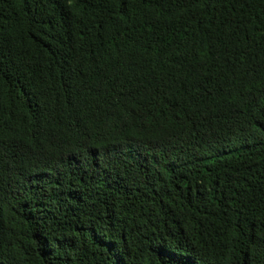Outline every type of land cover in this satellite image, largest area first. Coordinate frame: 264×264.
I'll list each match as a JSON object with an SVG mask.
<instances>
[{
  "label": "trees",
  "instance_id": "trees-1",
  "mask_svg": "<svg viewBox=\"0 0 264 264\" xmlns=\"http://www.w3.org/2000/svg\"><path fill=\"white\" fill-rule=\"evenodd\" d=\"M0 264H264V0H0Z\"/></svg>",
  "mask_w": 264,
  "mask_h": 264
}]
</instances>
